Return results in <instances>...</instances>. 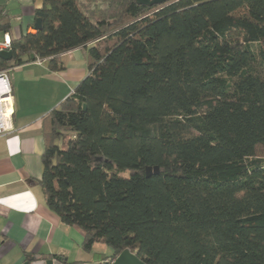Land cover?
I'll return each mask as SVG.
<instances>
[{"label":"trees","instance_id":"obj_1","mask_svg":"<svg viewBox=\"0 0 264 264\" xmlns=\"http://www.w3.org/2000/svg\"><path fill=\"white\" fill-rule=\"evenodd\" d=\"M42 2L41 29L10 39L0 72L85 54L88 75L45 117L38 181L84 252L108 250L82 264L126 249L145 264H264V0Z\"/></svg>","mask_w":264,"mask_h":264},{"label":"crops","instance_id":"obj_2","mask_svg":"<svg viewBox=\"0 0 264 264\" xmlns=\"http://www.w3.org/2000/svg\"><path fill=\"white\" fill-rule=\"evenodd\" d=\"M42 5V0H0L11 23L4 35L18 39L34 33L35 11ZM60 60L61 72H50L46 61L7 71L13 114L11 130L0 136V264H31L54 256L69 264L96 263V254L108 253L97 245L91 253L84 252L81 230L61 223L46 207L38 185L45 117L89 73L80 48L62 54Z\"/></svg>","mask_w":264,"mask_h":264},{"label":"water","instance_id":"obj_3","mask_svg":"<svg viewBox=\"0 0 264 264\" xmlns=\"http://www.w3.org/2000/svg\"><path fill=\"white\" fill-rule=\"evenodd\" d=\"M172 0H134V2L139 6H145V7H153V6H161L163 4H166L167 2ZM34 29L36 31L41 29V21L40 19H36L34 22ZM0 59L4 61H11L12 59V53L11 51H0ZM159 167H145L144 173L145 177L149 178L152 175H158L159 174ZM31 260V258H29ZM66 260L64 259L63 262L59 259H47L45 261L37 260L35 262H32L31 264H65ZM27 264V263H25ZM112 264H145L140 259H138L135 254L131 253L128 249L122 251L114 260Z\"/></svg>","mask_w":264,"mask_h":264},{"label":"built area","instance_id":"obj_4","mask_svg":"<svg viewBox=\"0 0 264 264\" xmlns=\"http://www.w3.org/2000/svg\"><path fill=\"white\" fill-rule=\"evenodd\" d=\"M10 39L7 35H4L3 39L0 41V51L10 50ZM36 62H40L37 60ZM11 86L8 80L7 72L2 71L0 72V101L2 100H7L8 101V106L10 110L6 113H3V115L0 114V136L8 133L11 130V117L13 114V106H12V97H11ZM4 115H7V118L10 122L9 127H5V122H4ZM113 260L111 259H106L103 264H112Z\"/></svg>","mask_w":264,"mask_h":264},{"label":"bare ground","instance_id":"obj_5","mask_svg":"<svg viewBox=\"0 0 264 264\" xmlns=\"http://www.w3.org/2000/svg\"><path fill=\"white\" fill-rule=\"evenodd\" d=\"M10 110L9 106H8V101L6 100H2L0 101V114L3 115V113H7ZM4 122H5V127H9L10 126V122L7 118V115H4Z\"/></svg>","mask_w":264,"mask_h":264},{"label":"rangeland","instance_id":"obj_6","mask_svg":"<svg viewBox=\"0 0 264 264\" xmlns=\"http://www.w3.org/2000/svg\"><path fill=\"white\" fill-rule=\"evenodd\" d=\"M97 247L102 248L103 246H102V245H97ZM100 248H98V249H100ZM98 252H101V251L98 250ZM107 259H108V258H107ZM109 259H110V258H109Z\"/></svg>","mask_w":264,"mask_h":264}]
</instances>
